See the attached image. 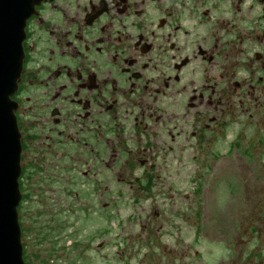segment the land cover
I'll return each instance as SVG.
<instances>
[{"label":"flooded vegetation","instance_id":"af4514ba","mask_svg":"<svg viewBox=\"0 0 264 264\" xmlns=\"http://www.w3.org/2000/svg\"><path fill=\"white\" fill-rule=\"evenodd\" d=\"M24 31L18 212L32 175L65 203L82 175L97 202L109 157L147 190L176 135L216 160L241 118L264 142V0H41Z\"/></svg>","mask_w":264,"mask_h":264},{"label":"rangeland","instance_id":"374dc122","mask_svg":"<svg viewBox=\"0 0 264 264\" xmlns=\"http://www.w3.org/2000/svg\"><path fill=\"white\" fill-rule=\"evenodd\" d=\"M240 119L212 146L216 160L194 138L183 137L181 151L173 131L174 149L155 160L161 173L147 190L134 182L143 176L120 175L110 157L97 202L82 175L74 176L69 203L53 176L44 185L32 175L19 209L25 263L264 264V142L249 146L263 130Z\"/></svg>","mask_w":264,"mask_h":264},{"label":"water","instance_id":"95a60500","mask_svg":"<svg viewBox=\"0 0 264 264\" xmlns=\"http://www.w3.org/2000/svg\"><path fill=\"white\" fill-rule=\"evenodd\" d=\"M41 0H0V264H26L18 206L21 142L10 96L22 67L27 18Z\"/></svg>","mask_w":264,"mask_h":264}]
</instances>
